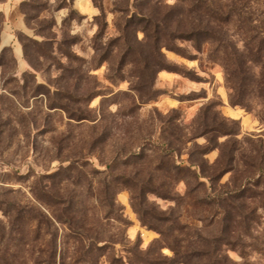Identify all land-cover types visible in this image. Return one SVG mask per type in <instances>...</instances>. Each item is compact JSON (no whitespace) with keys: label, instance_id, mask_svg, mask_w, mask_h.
Returning <instances> with one entry per match:
<instances>
[{"label":"rangeland","instance_id":"374dc122","mask_svg":"<svg viewBox=\"0 0 264 264\" xmlns=\"http://www.w3.org/2000/svg\"><path fill=\"white\" fill-rule=\"evenodd\" d=\"M198 1L206 2L162 0L160 6L167 11V5H178L176 21L185 28L202 20L203 13L195 6ZM213 1L222 9L247 2L254 12L251 17L264 20V0ZM35 2L39 9L25 8L32 34H15L22 58L16 57L11 46H2L5 18L0 13V200L34 204L47 213L50 204L38 203L34 193L43 196L51 189L71 196L78 232L72 234L67 225L56 224L58 260L63 256L65 264H87L80 261L81 241L99 236L98 246L106 248L95 251L96 264H136L135 254L151 247L168 258L174 257V251L157 243L160 234L150 226L156 224L151 213L144 214V224L132 203V185L125 179L111 184L108 194L120 208L111 216L120 215L122 220L109 217L102 182L112 183L111 173L151 179L155 186L172 183L170 198L150 194L145 207L162 215H180L192 233L219 238L231 264H264V174L257 167L264 168L261 101L251 98L247 108L231 104L224 67L208 44L199 50L193 41L178 40L181 53L163 47L164 57L176 69L153 67L148 83L131 54L126 66L116 69L120 57L116 45L99 64V55L119 33L120 14L113 9L122 0H102L107 25L100 38H95L100 31L96 17L86 20L74 8V0ZM20 10L23 13L21 6ZM45 37L54 38L52 45L38 46L28 40L42 42ZM234 37L239 38L236 33ZM138 39L139 44L135 43L148 55L142 31ZM64 41L70 44L60 49ZM5 47L9 50L1 54ZM70 54L81 61L70 62ZM149 82L156 93L142 102L140 92L144 98L150 95ZM67 91L74 100L64 96ZM89 93L93 96L87 97ZM207 109L210 119L217 116V123L224 122L234 134L215 137L217 132L205 129L200 115ZM74 114L96 119L77 121L70 118ZM146 138L154 145L173 142L175 152L167 164L187 167L193 162L192 169L200 174L198 181L187 172L175 175V171L168 179L166 170L158 169V154L142 150L144 144L150 145ZM208 195L233 205L226 211L219 204L213 210L201 206L199 200ZM0 220L6 221L2 207ZM41 243L30 246L29 262L44 247Z\"/></svg>","mask_w":264,"mask_h":264},{"label":"trees","instance_id":"16d2710c","mask_svg":"<svg viewBox=\"0 0 264 264\" xmlns=\"http://www.w3.org/2000/svg\"><path fill=\"white\" fill-rule=\"evenodd\" d=\"M72 1L73 0H69V3ZM198 2L199 3H196L195 6L197 11L203 13L201 17L202 20H198L195 24H191L185 28H182L180 22L176 21L177 14H179L181 10L178 5H167V11H162L160 6L162 0H122L119 4H115L113 10L120 14L119 20L117 21L119 33L110 40L109 46L104 52L102 49L103 53L99 55L98 63L100 64L105 61L104 56L106 53H113L112 46L116 45L118 47L117 54L120 56L116 69L121 71L129 61L126 57L131 54L136 57V64H141L140 69L143 71V78L146 79L148 83L150 79H147V77L153 67V69L157 68V70L176 69L173 68L174 66L168 63L164 57L162 53L163 47L181 53L182 49L177 44L178 40L193 41L199 50L202 49L203 45L208 44L212 46V53H216V61H220L224 67L226 81L231 89V104L247 108L248 101L251 98H255L261 101L264 108V20L253 19L251 15L254 14V12L249 11L248 4L244 1L239 5L227 6V9L218 7L213 0H206L203 5L201 1ZM93 3L99 9V14L96 16V19L98 20L100 31L95 38H100L107 25L106 16L102 0H93ZM26 7L35 10L39 9V5L35 0H28L21 4V8L24 10L23 13L28 23V16L30 14L25 10ZM262 13H264V10L261 11V14ZM231 27L235 28L234 33L238 34V39L234 37V33H231ZM140 31L144 33L143 42L149 49L148 55L136 44H139L138 33ZM28 40L38 46H50L54 38L45 37L42 42L31 38ZM69 44L70 43L64 41L60 49H63V45L68 46ZM25 47L27 46L24 45V48ZM108 49H110V51H108ZM8 50L9 49L6 47L3 48L1 54ZM69 61L78 62L81 61V58L74 54H70ZM131 61L135 62V58ZM73 72L77 71L73 70L72 73ZM147 87H149L150 95L144 98L145 96L140 92V100L142 102H145L144 99L147 101L152 99L151 97L156 93L150 82L147 84ZM64 93L66 98L70 100L75 99L71 92L67 91ZM92 96L93 95L89 93L87 97ZM51 107L56 106L53 105ZM207 112L208 109L200 115L202 121L201 125L207 130L209 129L210 131L217 132L216 135L213 134V136L218 137L234 134L232 130L226 128L224 122L217 123V116H213L212 119H210ZM70 118L77 121H82L83 119L94 121L96 119L94 116H78L75 114L71 115ZM145 141H149L150 145L144 144L142 150L145 151L148 149L158 154V169L166 170L168 179L169 174L175 171L177 173L175 175L187 172L191 179L198 181L200 174L196 169H192V166H195L193 162L187 167L176 165L172 167L167 164L171 158L170 155L175 152L173 142L164 140L154 145L151 140L147 138ZM203 149H205V147ZM232 149L230 148L229 153H233ZM119 156L113 162H116ZM137 156H139V154H137ZM233 156H230L231 161ZM165 163L168 166L163 168L164 166L162 165ZM257 167L262 174H264V168L261 165ZM108 168L111 169L112 166L110 165ZM221 173H219V175ZM110 176L113 177L112 183H109L108 179H105L101 185L102 187L105 186L103 192L106 196L105 199L108 206L107 215L112 217L111 215L119 211L116 202L112 201V198L109 200L108 194L110 195L112 192L111 184L118 183L119 180L125 179L132 185V203L143 218L144 224L147 225L144 214L151 213L152 218L156 220V224H154L153 227L150 223V226L160 234V239L157 243H159L161 247L166 245L174 251V257L168 258L167 256H163L160 252L156 254L151 247L144 252L135 254L138 258L136 264H231L228 257L222 253L223 250L219 238H206L197 231L192 233L188 224L181 221L180 215H162L156 210H148L145 207L148 203V195L150 194H157L166 199L170 198L171 193L169 191L171 188H169V186H171L172 183L168 185L167 182H165L160 186H155L151 182V179H149V181L138 180L131 176H125L123 174L112 175L111 173ZM90 184L92 188V183ZM201 185L200 182L197 183L198 187ZM34 195L38 203L48 202L50 204V209L47 213L34 204L22 205L15 202L6 204L5 201L0 200V208H4V215L6 217L5 222L0 220V264H65L63 256L60 257L61 260H58V232L56 224L60 223L67 225L72 234L78 232L77 226L79 220L75 213V200L71 196L58 195L51 189L46 191V194L43 196H39L35 193ZM210 197L211 195L201 198L199 204L201 206L205 204L206 207L212 210L219 204L217 207L221 209L223 206L224 211L233 205L232 202L226 199L220 201L219 198L213 199ZM112 218L122 220L120 215L119 217ZM186 230H188V232H186ZM189 238L195 241L190 242L191 240H189ZM197 240H200L202 243H197ZM40 241L42 242L41 245L44 247L39 248L37 258L33 262H29L28 258H26L27 251L30 246ZM98 241L99 236H95L91 241H81L80 253L82 258L80 261L82 260L87 264L97 263V255L94 256L96 253L95 251H101L106 248L105 245L98 246ZM107 245L110 244L108 243Z\"/></svg>","mask_w":264,"mask_h":264},{"label":"crops","instance_id":"0c3cea01","mask_svg":"<svg viewBox=\"0 0 264 264\" xmlns=\"http://www.w3.org/2000/svg\"><path fill=\"white\" fill-rule=\"evenodd\" d=\"M28 0H4L0 2V13L4 15L5 22L2 31V46H11L17 58L23 57L22 46L15 41L16 32L32 34L28 27L26 16L21 12L20 6ZM74 8L77 9L86 20H92L99 14V9L93 0H74Z\"/></svg>","mask_w":264,"mask_h":264}]
</instances>
